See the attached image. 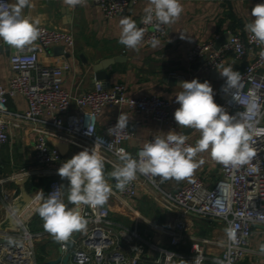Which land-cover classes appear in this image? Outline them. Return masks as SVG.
<instances>
[{"label": "built area", "instance_id": "built-area-1", "mask_svg": "<svg viewBox=\"0 0 264 264\" xmlns=\"http://www.w3.org/2000/svg\"><path fill=\"white\" fill-rule=\"evenodd\" d=\"M54 1L64 4V0ZM138 1L87 0L86 5L91 4L98 8L106 19H113L123 15ZM186 1L225 3L238 0H180ZM5 2L10 4V0ZM261 2L264 3V0ZM80 6L84 5L74 8ZM140 27L146 30L144 40L148 46H151L149 41L153 37L161 42L168 35L167 25H161L159 31H156L153 25H145L142 22ZM39 29L40 36L32 45L23 50L14 49L9 59L13 77L8 88L0 85V152L1 148L9 143L12 130L31 128L38 135L34 145V158L39 167H52L62 162L59 148L49 143L53 139L66 142L81 151L96 147L104 163L113 170L121 163L116 154L117 149L123 148L127 152L125 144L132 134L127 127L122 130L114 129L112 135L108 134V130L117 124V118L107 123L106 141H100L98 120L104 109L114 106L126 107L158 123L173 129L176 127L172 108L178 107L179 104L175 102V96L170 100L157 96L134 99L127 97L123 85L107 88L102 83H96L93 91L74 98L64 88V79L71 70L70 65L65 61L52 67L40 63L41 54L54 47L64 46L73 50L76 46L74 36L46 27ZM228 35L230 40L220 49L216 50L212 43L198 44L189 50L187 59L191 64H201L203 71L214 73L222 69L221 66L225 65L230 54L239 61L251 58V62L240 73L238 89L225 92L223 83L217 96L228 114L235 116L238 121L252 123L251 145L256 152L252 162L239 168L220 164L221 178L213 189L207 188L203 181L198 179L179 191L170 192L164 188L165 181L161 182L158 177L152 178L139 173L123 192L115 188V179L112 188L121 200L130 202L135 200L138 189L144 187L162 211L173 215L176 219L170 228H153L154 231L169 237L170 246L173 248L183 242L186 218L189 216L222 221L227 227L235 228L236 242L229 241L227 237L224 252L219 260L225 261V264H228L229 260L231 264H242L249 252L253 228H264V131H261L264 130V59L259 56L264 45H259L249 33L245 37L230 32ZM233 91L236 92L235 100ZM250 92L254 95H250ZM16 97L27 100L28 109L25 112L15 113L10 110L9 99ZM72 103L76 104L74 111H71ZM252 103L258 106L255 115L248 114V107ZM186 144L192 145L188 141ZM138 158L137 155L136 159ZM56 175L59 178L50 183L47 193L39 192L32 196L31 203L21 214L14 211V205L20 196L15 197L16 192L13 196L9 192H3L14 225L0 232V264H39L36 258V244L46 236L32 233L29 222L38 212V207L57 188V194L67 205L61 177L58 172ZM27 176V172L22 171L13 179L22 183ZM79 211L87 220V225L80 230L69 264H145L147 248L159 255L153 264H181L182 259L191 262L197 255L203 257V263L205 261L206 241L203 244L195 242L191 255L184 256L158 246L151 240H144L136 228L116 229L111 220L108 201L103 207L95 209L81 205ZM75 234L76 231L67 239L60 240L64 251V245L72 240Z\"/></svg>", "mask_w": 264, "mask_h": 264}, {"label": "crops", "instance_id": "crops-1", "mask_svg": "<svg viewBox=\"0 0 264 264\" xmlns=\"http://www.w3.org/2000/svg\"><path fill=\"white\" fill-rule=\"evenodd\" d=\"M15 0H10V4ZM149 0H139L132 5L123 15L113 19H106L104 14L91 4L78 8L58 4L54 0H30V6L23 10V15L31 20H40L38 27H46L61 32L71 33L75 38L76 46L70 50L64 46H57L41 54L40 63L47 67L61 65L67 62L71 70L65 76L64 88L74 97H80L95 89L96 83H102L110 88L123 85L129 98L139 99L144 96H157L164 100H170L179 91V82L198 79L200 82L207 80L214 91V100L222 106L218 99L219 87L225 83V78L203 71L201 64H191L187 54L198 44L212 43L216 47L220 42L225 45V37L233 33L245 37L248 32L244 25L251 22L252 7L261 0H238L236 2H181L183 12L180 18L168 26L166 39L153 49L143 40L137 50L128 49L119 44V20L130 16L140 27L145 15L144 9ZM223 45V46H224ZM62 48V49H61ZM14 49L6 43H0V85L8 88L13 73L9 67L10 56ZM251 62V58L244 61L236 60L233 55H228L224 67L231 66L233 71L241 73L245 66ZM104 72L106 78L97 80V74ZM9 108L12 112L23 113L28 109L27 100L23 97L9 99ZM179 107V106H178ZM172 108L174 111L178 108ZM76 110V104L72 103L71 111ZM121 113L128 117L127 128L132 134L125 144L127 152L137 158L139 150L150 139L156 136H164L170 130L184 133L188 142L195 145L199 139V133L192 129H173L168 125L158 123L152 118L142 114H136L126 107H108L103 110L98 120V139L106 141L105 127L110 120L117 119ZM176 123V122H175ZM38 135L31 128L22 131L12 130L10 141L1 148L0 152V232L12 227L8 220V203L3 198V192H9L15 197L22 195V189L30 196L43 191L47 193L50 183L59 178L58 168L66 160L79 153L81 150L58 140H50L51 146L59 148L62 154V162L56 166L42 168L35 163L34 145ZM197 161L203 163L194 170L193 174L181 181L175 179L165 181L164 188L170 192L179 191L192 182L200 179L207 188L213 189L221 178V166L214 161L209 152L198 154ZM105 164V163H104ZM27 172L25 184H17L14 177L20 172ZM112 169L105 164V175ZM160 178V177H158ZM66 203L68 185L67 179H62ZM114 178H108L112 186ZM67 189V193H65ZM111 220L116 229L124 228L138 230L144 240H151L154 244L174 251L179 255L190 256L192 245L195 242L204 244L205 261L203 264H213L219 259L227 243L225 229L227 225L218 220L209 218H186V231L183 242L178 247H171L169 237L153 230L154 227L168 229L175 222V217L162 211L151 199L144 187L137 191L135 200L126 202L121 200L114 192L108 200ZM44 221L36 212L30 219L29 228L34 234L46 236L37 242V250H54L56 257H48L44 262L56 259L59 256L58 246L53 235L45 230ZM264 244V228L255 226L249 252L242 264H264V255L259 251ZM49 254V253H48ZM37 258V255H36ZM159 255L147 248L145 264H153ZM38 261V259H37ZM44 262H39L42 264Z\"/></svg>", "mask_w": 264, "mask_h": 264}, {"label": "clouds", "instance_id": "clouds-1", "mask_svg": "<svg viewBox=\"0 0 264 264\" xmlns=\"http://www.w3.org/2000/svg\"><path fill=\"white\" fill-rule=\"evenodd\" d=\"M87 0H64L69 7L86 5ZM30 6V0H15L6 3L0 0V39L15 50H23L32 45L40 36V20H31L24 16L23 10ZM180 0H149L144 9L142 23L153 25L156 31L161 25L174 24L183 12ZM251 22L244 25V29L259 44L264 45V3L252 7ZM119 44L128 49L137 50L145 36V28L137 27L136 21L125 16L119 20ZM153 49L160 45V41L153 37L149 41ZM264 59V48L259 52ZM219 75L225 78L224 91L238 89L240 73L233 71L231 66H221ZM179 91L175 95V102L179 107L174 111V120L179 128L192 129L199 133L195 145H187V136L184 133L168 131L164 136H156L151 142L143 145L138 153V159L133 158L123 148L117 149V156L121 161L114 169L105 175L103 157L93 147L85 148L72 158L63 162L58 168V175L69 181L67 200L69 207L58 195V189L49 194L48 198L38 207L37 211L44 221V228L56 239L65 240L73 232L83 230L87 220L79 211L81 205L93 209L103 207L113 193L108 178H114L115 188L123 192L137 173L160 177L161 182L175 179L181 181L190 177L203 160L197 161L200 153L209 152L211 158L225 167L239 168L249 165L256 152L251 145L253 125L236 120L214 100V91L211 84L198 79L179 82ZM250 95L254 93L250 92ZM236 99V92H232ZM258 106L252 103L248 107V114L255 115ZM128 125V117L121 113L117 124L108 130H122ZM264 131V130H261ZM88 133H90L88 129ZM96 145V144H95ZM43 191H41L42 193ZM39 198V197H38ZM228 240L236 242V230L229 226L225 229ZM259 251L264 255V244ZM181 264H203V257L197 255L191 262L182 259ZM213 264H225V261L216 259ZM231 264V261H228Z\"/></svg>", "mask_w": 264, "mask_h": 264}, {"label": "water", "instance_id": "water-1", "mask_svg": "<svg viewBox=\"0 0 264 264\" xmlns=\"http://www.w3.org/2000/svg\"><path fill=\"white\" fill-rule=\"evenodd\" d=\"M226 41L225 44L230 40V36L225 37ZM224 45V44H223ZM220 42L217 44L215 47L216 50L220 49L223 46ZM62 49V48H61ZM214 75H216V72H214ZM106 78V75L104 72H99L97 74V80H101ZM26 181L24 180L22 183H17L19 185L25 184ZM32 201V196L26 193V190L22 189V195L19 198V200L15 203L14 205V211L17 214H21L23 210L31 203ZM9 222L14 225L13 222V217L11 215L8 216ZM80 236V230L76 231V234L73 236L72 240H70L67 244L64 246L66 247V251L62 249V244L59 239H56L54 236L52 239L56 241V244L58 246V251H59V256L56 259L49 260L47 262H44L42 264H69V260L71 257V252L75 249L76 247V241L78 240Z\"/></svg>", "mask_w": 264, "mask_h": 264}, {"label": "rangeland", "instance_id": "rangeland-1", "mask_svg": "<svg viewBox=\"0 0 264 264\" xmlns=\"http://www.w3.org/2000/svg\"><path fill=\"white\" fill-rule=\"evenodd\" d=\"M65 193H67V189H65ZM48 250H49V252L46 251V250H41V249L37 250L36 254H37V259H38L39 262H44L45 259L50 257V256L51 257H56L57 253L54 250H52V249L51 250L48 249Z\"/></svg>", "mask_w": 264, "mask_h": 264}]
</instances>
